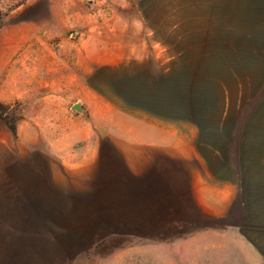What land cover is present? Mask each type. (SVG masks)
<instances>
[{
	"label": "rangeland",
	"instance_id": "1",
	"mask_svg": "<svg viewBox=\"0 0 264 264\" xmlns=\"http://www.w3.org/2000/svg\"><path fill=\"white\" fill-rule=\"evenodd\" d=\"M0 13V264H264V0H0ZM35 134L99 150L100 193L41 191ZM172 135L179 184L148 167ZM202 167L205 185L188 175Z\"/></svg>",
	"mask_w": 264,
	"mask_h": 264
},
{
	"label": "crops",
	"instance_id": "2",
	"mask_svg": "<svg viewBox=\"0 0 264 264\" xmlns=\"http://www.w3.org/2000/svg\"><path fill=\"white\" fill-rule=\"evenodd\" d=\"M80 124L81 126V131L85 135L79 139V140H87L89 136V131L85 127L84 123L82 122H76ZM34 125L36 128L37 122L34 121ZM32 123H30V127H32ZM11 132V131H10ZM15 132H16V126H15ZM13 134V133H12ZM74 136L70 135L68 137V140L70 138H73ZM41 136H37L35 134L31 139H30V144L34 147V150L29 153V159L33 160L39 157H44L45 162V168L44 171L42 172V175L45 176V181L41 185L42 190L45 192L52 193L53 191H57L58 189H61V187L68 186L69 183L75 184L76 187L73 188V191L77 195H81V197H85L88 194L87 192L89 191L88 188H86V185H91L92 190L91 193L96 194L100 193L99 187L96 186L95 184L99 183L101 176L103 173L106 171L103 170L102 168V161L100 158V151H95L94 148L91 149V147L88 146L87 151L84 150L83 152H65V151H60L62 150L56 144L60 142L61 140H64L62 137H48L45 136L44 141ZM80 138V136H79ZM168 140L166 143L163 142H155L154 144H151L152 149L155 153V158L156 162H151V169L156 170V175L162 176L164 179V183L168 182H177L179 184V177H181V160H182V154H181V142L180 137L173 136L168 137ZM42 144H45L44 148L41 146ZM40 148H43L42 150ZM151 158V159H155ZM21 162V160H20ZM145 165V164H144ZM188 175L192 176H200L201 181H203V185L207 184L206 182V177L211 176V172L209 169L202 167L200 170H193L189 169ZM222 186V185H221ZM225 188V196L223 197V193L220 197V203L219 206L221 207V216H226L228 209H229V196L227 194V185L224 186ZM62 190V189H61ZM69 192V190H68ZM220 192H223V188L221 189ZM67 194H64L63 196H60V198L64 201L70 200V196H66ZM98 195H96L97 197ZM52 198V197H51ZM212 200L210 197H205L204 201ZM36 203V202H35ZM210 204V203H209ZM212 204V203H211ZM210 204V205H211ZM33 203H28L27 209H28V215L30 212L34 213V215H39V211L35 213L34 211H31L30 209L34 208ZM208 204H194L195 207H209L212 208L213 204L211 206H207ZM43 207V205L38 202V206L36 205V209ZM165 210V205H163L162 208V215L166 217V215L163 214V211ZM162 215L158 214V216L163 217ZM179 216V215H177ZM163 217V218H164ZM179 218V217H178ZM28 225L31 227L33 224L36 225V222H33L32 220L28 219ZM173 221V216H167V220L163 219L162 222H171ZM161 222V221H160ZM27 232V229H25Z\"/></svg>",
	"mask_w": 264,
	"mask_h": 264
},
{
	"label": "clouds",
	"instance_id": "3",
	"mask_svg": "<svg viewBox=\"0 0 264 264\" xmlns=\"http://www.w3.org/2000/svg\"><path fill=\"white\" fill-rule=\"evenodd\" d=\"M132 26H133V28H134L137 32H138L139 30H141L142 27H143L142 23H141L140 21H138V20H134V21H132Z\"/></svg>",
	"mask_w": 264,
	"mask_h": 264
},
{
	"label": "trees",
	"instance_id": "4",
	"mask_svg": "<svg viewBox=\"0 0 264 264\" xmlns=\"http://www.w3.org/2000/svg\"><path fill=\"white\" fill-rule=\"evenodd\" d=\"M0 16H1V13H0ZM1 106V105H0ZM10 130L13 134H15V126L14 125H11L10 127Z\"/></svg>",
	"mask_w": 264,
	"mask_h": 264
}]
</instances>
